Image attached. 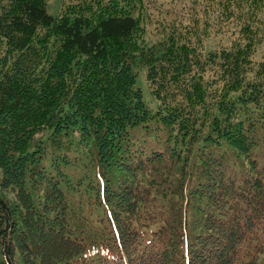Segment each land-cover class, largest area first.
<instances>
[{
	"label": "trees",
	"instance_id": "obj_1",
	"mask_svg": "<svg viewBox=\"0 0 264 264\" xmlns=\"http://www.w3.org/2000/svg\"><path fill=\"white\" fill-rule=\"evenodd\" d=\"M140 3L0 0V264H264V0Z\"/></svg>",
	"mask_w": 264,
	"mask_h": 264
},
{
	"label": "rangeland",
	"instance_id": "obj_2",
	"mask_svg": "<svg viewBox=\"0 0 264 264\" xmlns=\"http://www.w3.org/2000/svg\"><path fill=\"white\" fill-rule=\"evenodd\" d=\"M143 6L139 9L142 10V18L146 21L148 28L147 38L149 40H156L159 38L158 33L161 26L170 20H177L179 17L189 18L190 15H201L200 10L203 6L204 0H140ZM77 2V0H49L48 12L57 16L64 4ZM264 18V10L261 13ZM218 42V38L212 35L208 40V47L212 48ZM264 52V41L260 44L257 51V58H259ZM134 70L138 73L137 86L143 91L145 102L154 109L158 108L159 102L151 94V90L148 86V82L145 76V70L136 66ZM258 152H263L257 150ZM81 173L77 170L74 177Z\"/></svg>",
	"mask_w": 264,
	"mask_h": 264
}]
</instances>
